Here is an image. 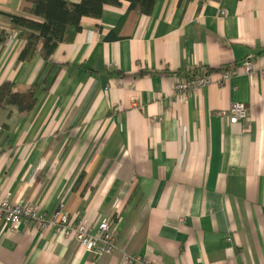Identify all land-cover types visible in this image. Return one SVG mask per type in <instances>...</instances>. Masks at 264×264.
Here are the masks:
<instances>
[{
	"label": "crops",
	"instance_id": "obj_1",
	"mask_svg": "<svg viewBox=\"0 0 264 264\" xmlns=\"http://www.w3.org/2000/svg\"><path fill=\"white\" fill-rule=\"evenodd\" d=\"M32 10L0 0V85L39 87L32 109L15 96L0 107V198L49 213L63 201L74 223H110L118 249L0 219V264H124L123 250L145 264H264V76L244 68L264 66V0L106 5L49 60L21 61L10 15ZM206 68L208 84L175 92ZM235 102L249 115L232 125L218 111Z\"/></svg>",
	"mask_w": 264,
	"mask_h": 264
},
{
	"label": "trees",
	"instance_id": "obj_2",
	"mask_svg": "<svg viewBox=\"0 0 264 264\" xmlns=\"http://www.w3.org/2000/svg\"><path fill=\"white\" fill-rule=\"evenodd\" d=\"M33 3L32 14L39 18L32 19L22 15H10L14 30L24 39V47L20 52L21 61L30 60L40 51L47 61L61 43L74 40L81 31L83 17L100 18L106 5H120L123 1L130 3V10L138 14L151 15L157 0H80L71 2L66 0H28ZM4 34L0 41H3ZM213 69L186 70L185 78H195L211 73ZM15 84L5 81L0 85V107L10 96L29 101L27 110L33 108L37 85L32 86L23 94L14 92Z\"/></svg>",
	"mask_w": 264,
	"mask_h": 264
},
{
	"label": "built area",
	"instance_id": "obj_3",
	"mask_svg": "<svg viewBox=\"0 0 264 264\" xmlns=\"http://www.w3.org/2000/svg\"><path fill=\"white\" fill-rule=\"evenodd\" d=\"M222 14H226V12L223 10ZM1 37L2 31L0 30ZM244 68L249 75L260 71L261 75L264 76V66L257 67L253 61H247ZM222 76L224 81L230 78L232 73L226 71ZM211 79V73L195 78L184 77L177 82L175 92L182 95L188 94L193 89L208 84ZM218 114L227 118L229 123L233 125L246 120L249 109L245 103L235 102L229 108L219 110ZM0 219L12 231H15L23 221L32 223L37 229L53 226L58 234L76 239L85 249L102 255L112 254L118 249V237L113 233L110 223L103 222L95 229L86 223H74L63 201L60 202L55 212L49 213L34 206L28 200L15 202L10 195H5L0 198ZM123 260L124 264H145V260L140 256L130 254L127 250H123Z\"/></svg>",
	"mask_w": 264,
	"mask_h": 264
},
{
	"label": "bare ground",
	"instance_id": "obj_4",
	"mask_svg": "<svg viewBox=\"0 0 264 264\" xmlns=\"http://www.w3.org/2000/svg\"><path fill=\"white\" fill-rule=\"evenodd\" d=\"M233 72V71H232Z\"/></svg>",
	"mask_w": 264,
	"mask_h": 264
},
{
	"label": "rangeland",
	"instance_id": "obj_5",
	"mask_svg": "<svg viewBox=\"0 0 264 264\" xmlns=\"http://www.w3.org/2000/svg\"><path fill=\"white\" fill-rule=\"evenodd\" d=\"M9 98V97H8Z\"/></svg>",
	"mask_w": 264,
	"mask_h": 264
}]
</instances>
